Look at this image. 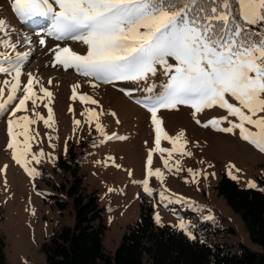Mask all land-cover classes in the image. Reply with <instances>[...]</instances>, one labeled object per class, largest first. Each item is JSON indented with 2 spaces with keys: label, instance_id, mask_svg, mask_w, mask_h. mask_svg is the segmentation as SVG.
<instances>
[{
  "label": "rangeland",
  "instance_id": "374dc122",
  "mask_svg": "<svg viewBox=\"0 0 264 264\" xmlns=\"http://www.w3.org/2000/svg\"><path fill=\"white\" fill-rule=\"evenodd\" d=\"M0 19L5 20L10 31V37L3 32L0 37L10 38L17 45L15 51L29 53L21 69L22 85L27 83L31 74L39 81L34 85L38 96H43L39 92L40 86L52 93L50 103L45 97L38 100V106L33 109L29 101L28 111L17 113V116L28 115L36 120L35 124L29 125V134L35 136L31 142L32 152L42 150L45 153L39 164L32 161L28 165L40 173L34 179L12 160L11 150L6 148L9 115L0 112V169L7 165L6 172H0V232L5 237L4 252L8 263L44 264L40 249L44 239L59 227L71 225L70 199L61 189L63 180L58 171L59 158H66L69 149L79 156L84 184L88 191L96 193L103 209L102 221L106 227L103 245L107 251L114 252L123 232L138 220L141 203L151 207L152 221L156 226L168 225L178 229L181 221L190 227L203 221L210 225V229H220L218 241L241 244L252 252L257 251L241 216L229 208L217 194L215 186L223 174L230 178L228 173L231 170L236 179H230L238 186L264 192L258 182L264 168V153L242 140L239 129L226 133L211 126L203 127L211 119L221 117L238 123L235 117L214 107L198 113L196 119L200 124H197L190 107L181 105L174 110H160L157 117L162 121L164 131L170 137L183 131L184 136L178 143L184 144L183 151L190 152L191 156L173 152L169 158L167 153L173 146L167 140H161L160 147L165 152L153 151L152 164L148 166V153L155 148V131L151 114L138 103L147 95L144 82L117 81L93 87L88 78L78 75L74 69L65 71L62 66H52L54 53L50 49L59 44L83 55L87 46L82 42L45 37L46 46H41L40 37L34 34L39 25L31 21L21 23L11 9L10 0H0ZM3 51L0 48V52ZM8 52L15 55L11 49ZM4 79L6 77L0 75V85ZM161 79L158 75L155 83L159 84ZM73 85H79L75 100L72 99ZM81 94L98 103H82L78 98ZM229 100L236 103L230 97ZM48 108L53 113L52 127H46L42 119L33 115L39 113L47 119ZM87 110L103 113L99 116V123L104 128V135L113 136V139L104 140L95 129L96 120L86 121ZM74 120H79L80 125L75 126ZM228 126L227 121L220 125ZM246 127L249 131H256L252 126ZM19 139L22 141L23 137ZM49 156L55 159L49 161ZM164 159L169 160L172 171L164 166ZM149 167L153 172L159 170L162 173V182L155 176L147 177ZM189 169L192 173H199L195 182ZM145 178L153 190L151 196L143 190ZM250 181L254 187L248 186ZM164 189L168 190L165 193L168 198L161 199L160 193ZM55 200L65 202V207H56ZM157 215L159 223L155 219Z\"/></svg>",
  "mask_w": 264,
  "mask_h": 264
},
{
  "label": "snow or ice",
  "instance_id": "6c2138e0",
  "mask_svg": "<svg viewBox=\"0 0 264 264\" xmlns=\"http://www.w3.org/2000/svg\"><path fill=\"white\" fill-rule=\"evenodd\" d=\"M10 3L21 23L31 21L39 25L34 34L40 37L41 46H46L45 37L82 42L87 46L86 54L81 55L57 44L50 49L54 53L53 67L59 65L65 71L74 69L78 75L88 78L93 87L117 81L144 82L147 95L138 103L151 114L155 131V148L148 153V166L152 164L153 151L165 152L160 147L161 140L173 146L167 153L169 158L173 152L191 156L190 152L183 151L184 144L178 143L184 132L176 137L168 136L157 117L160 110H174L181 105L193 109L197 124H200L196 119L198 113L214 107L225 110L238 123L221 117L211 119L203 127L211 126L226 133L239 129L242 140L264 153V115H260L264 113V0H10ZM0 32L10 37L3 19H0ZM0 48L5 50L0 52V75L6 77L0 85V112L9 115L6 148L11 150L12 160L34 179L40 173L28 165L32 161L39 164L45 153L32 152L35 136L29 134V125L36 120L17 113L28 111L29 101L33 109L45 97L50 103L52 93L40 86L43 96H38L34 85L39 81L31 74L22 85L21 69L29 53L15 51L17 45L10 38L0 37ZM9 49L15 55L9 54ZM158 75L162 79L156 84ZM78 87L73 85V100L77 99ZM20 92L22 95H18ZM229 97L236 103L230 102ZM78 98L82 103H98L86 94ZM102 114L87 110L86 121L96 120V131L104 140H111L113 136L104 135L99 123ZM33 115L42 119L46 127L53 126L51 108L47 119L39 113ZM226 121L229 126L220 127ZM73 123L79 126L81 122L74 120ZM246 125L256 131H249ZM163 164L172 171L169 160L164 159ZM6 169L7 165L0 172ZM189 173L195 182L199 173H192L191 169ZM228 174L236 179L231 170ZM152 176L163 180L159 170L153 172L149 167L147 177ZM248 186L255 185L250 181ZM142 187L147 195H153L148 178L142 181ZM167 191L160 193L161 199L168 198ZM155 219L160 222L158 215ZM189 227L183 221L178 224L179 230L194 239Z\"/></svg>",
  "mask_w": 264,
  "mask_h": 264
},
{
  "label": "trees",
  "instance_id": "16d2710c",
  "mask_svg": "<svg viewBox=\"0 0 264 264\" xmlns=\"http://www.w3.org/2000/svg\"><path fill=\"white\" fill-rule=\"evenodd\" d=\"M58 165L63 180L61 189L70 199L73 217L70 226L59 227L42 242L44 264H264L262 191L240 187L224 174L215 186L229 208L241 216L256 252L241 244L218 241L220 229H210L203 221L189 227L194 239L168 225L156 226L151 207L141 203L138 220L127 227L111 253L103 245L106 230L103 209L96 193L88 191L84 184L79 156L69 149L68 156L59 158ZM258 182L264 187V168ZM54 205L63 209L65 202L55 200ZM5 246V237L0 232V264H10Z\"/></svg>",
  "mask_w": 264,
  "mask_h": 264
}]
</instances>
